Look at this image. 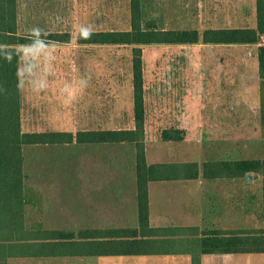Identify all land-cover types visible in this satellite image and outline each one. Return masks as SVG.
<instances>
[{"label":"rangeland","instance_id":"1","mask_svg":"<svg viewBox=\"0 0 264 264\" xmlns=\"http://www.w3.org/2000/svg\"><path fill=\"white\" fill-rule=\"evenodd\" d=\"M16 1L17 34L69 32L72 36L71 42L67 44L19 48L21 130L65 131L75 135L78 131L87 130L132 129L133 46L78 45L75 42L78 32L129 30L130 0ZM229 1L141 0L140 5L146 22L167 30L193 29L201 34L205 29L229 28L240 24L239 21L228 19L238 14L229 9L232 6ZM245 6L242 13L248 18L249 6ZM259 41L264 42V37L260 36ZM141 49L146 162L182 167L186 164L182 162L188 161L189 155L192 157L195 152V140L184 139L183 130L178 127H194L195 99L186 94V89L195 87L196 79L200 78L204 68L213 65V53L218 54L223 49L201 42L143 45ZM164 130H176L177 133L169 131L167 136L175 139H163ZM211 144L209 141V146ZM23 156V227L16 229L12 240L0 244V247L10 243L26 245L27 238H51L52 234H41L39 231L41 211L52 214L53 210L55 217L46 221L49 226L61 227V236L67 238L71 234L66 233V230L74 223L70 218L73 212L71 183L75 181L79 184V188L76 187L77 206L82 208L86 178L107 179L114 170L124 172L127 177V174L131 175L132 169L135 170L133 143L26 147ZM251 157L263 160L264 149ZM185 172L186 168L180 169V175ZM260 180L259 183L251 184L249 202L239 204L241 208L237 207L233 225L221 226L219 229L249 232L262 226ZM82 221L79 220L80 225ZM20 233L24 235L17 237ZM173 235L176 238L184 236L178 232ZM194 236H200L199 232L190 230L186 233L185 244L176 242L173 246L197 252ZM61 244H68V241ZM30 247L21 249L38 251L37 244ZM240 258L246 262H264V254L243 255Z\"/></svg>","mask_w":264,"mask_h":264},{"label":"crops","instance_id":"2","mask_svg":"<svg viewBox=\"0 0 264 264\" xmlns=\"http://www.w3.org/2000/svg\"><path fill=\"white\" fill-rule=\"evenodd\" d=\"M229 3L232 4L229 9L238 14L228 19L240 23L229 28L256 27L255 0H231ZM246 4L249 6L248 18L242 13ZM203 45L223 50L213 53V65L204 68L194 88L186 89V94L195 99L194 127L178 126L183 130L184 139L195 140L194 156L189 155V160L182 163H196L197 176L148 182V229L141 237L144 240L139 248L141 253H93L96 241L109 239L105 236L139 229L135 170L132 169L127 177L124 172L114 170L107 179L86 178L82 208L77 206L76 187L79 188V184L71 183L73 212L70 218L74 223L66 230L71 234L68 244L61 247L59 240L53 238L62 231L61 227L54 228L46 221L55 217L53 210L52 214L41 211L39 231L52 234L51 238L39 239L35 254L26 249L19 250L28 245H2L0 249L3 250L5 264H192L190 248L173 246L176 242L185 244L188 231H198L200 235L218 230L230 231L219 227L233 225L237 207L249 202L251 184L259 183L261 178L262 186V177L258 178L259 175L254 173L238 179L224 174L213 177L205 163L262 160L251 155L264 149L257 62V48L264 46V42ZM209 141L212 142L210 146ZM159 163L147 161V164ZM80 219H83L82 225ZM177 232L185 237L178 235L176 238L173 234ZM250 254L264 253H203L198 257V264H264L240 258Z\"/></svg>","mask_w":264,"mask_h":264},{"label":"trees","instance_id":"3","mask_svg":"<svg viewBox=\"0 0 264 264\" xmlns=\"http://www.w3.org/2000/svg\"><path fill=\"white\" fill-rule=\"evenodd\" d=\"M141 0H130V28L125 31H83L75 36L78 45H131L133 128L119 130L78 131L75 135L65 131L23 132L20 123L21 98L19 91V58L21 46L45 44H67L72 36L69 32H48L40 34H17V1L0 0V244L9 243L16 229L23 227L21 211L24 186V156L26 147L59 146L71 143H133L135 147V180L138 230H122L118 235L105 236L108 240L95 242L94 254H138L144 242V230L148 229L147 184L176 178L191 179L197 176V164L186 163L182 167L166 164H147L144 152V80L143 45L162 44H253L264 34V0H255V28H215L197 30L164 29L144 20ZM259 74L260 120L264 131V46L257 48ZM164 130L163 139L168 138ZM205 166L213 173L242 178L247 173L262 177L260 213L262 226L249 232L237 230L213 231L202 233L194 244L198 251L192 254V264H198L203 253H264V160L235 162H207ZM186 172L180 175V169ZM175 172V174H174ZM151 229L148 231L150 232ZM23 233L17 237L23 236ZM71 236L62 237L61 233L53 238L62 246ZM95 237V236H92ZM140 237V238H139ZM98 238V237H97ZM118 239V240H111ZM9 241V242H7ZM21 241V240H19ZM37 238H27L26 245L36 246ZM11 244V243H10ZM22 248L20 250H24ZM34 249V248H33ZM35 250H28L33 254ZM0 264L4 263L3 250L0 249Z\"/></svg>","mask_w":264,"mask_h":264}]
</instances>
